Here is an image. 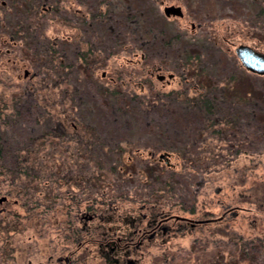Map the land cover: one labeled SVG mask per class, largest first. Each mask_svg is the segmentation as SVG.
<instances>
[{"label": "rangeland", "instance_id": "1", "mask_svg": "<svg viewBox=\"0 0 264 264\" xmlns=\"http://www.w3.org/2000/svg\"><path fill=\"white\" fill-rule=\"evenodd\" d=\"M24 1L0 0V264H53L69 231L82 228L81 212L142 204L199 218L230 209L219 225L184 238L183 251L196 238L201 264H264V76L233 52L257 40L264 52V32L248 33L244 21L259 0H108L115 17L96 20L81 0H36L32 21ZM170 5L183 16L165 17ZM77 9L89 14L83 39L95 59L81 64L77 49L57 47L69 77L56 85L34 56L55 39L74 45ZM229 85L252 87L262 100L236 105ZM199 94L219 104L216 112H201ZM40 106L51 122L64 121L66 137H39L49 132L35 119ZM165 152L168 165L158 160Z\"/></svg>", "mask_w": 264, "mask_h": 264}, {"label": "flooded vegetation", "instance_id": "2", "mask_svg": "<svg viewBox=\"0 0 264 264\" xmlns=\"http://www.w3.org/2000/svg\"><path fill=\"white\" fill-rule=\"evenodd\" d=\"M81 0L84 10L88 12V8L100 6L103 4L108 6L109 1L106 0ZM161 4L162 0L159 1ZM80 4V3H79ZM56 10V9H55ZM81 10H75L74 20L79 22L81 32L73 36L74 45L59 44V40L55 39L51 45L54 52L57 47L70 45L74 49H81L88 55H94L87 38L83 39L89 25L88 13ZM100 14H103L100 10ZM59 14V13H58ZM90 14H93L92 12ZM59 18L66 16L60 14ZM111 19L110 17H108ZM69 38V39H68ZM11 39V38H10ZM12 40V39H11ZM71 40V36L67 37V41ZM90 42V41H89ZM89 46V48H88ZM101 46L97 42L96 51ZM103 48V46H101ZM91 53V54H90ZM75 54V52H74ZM7 61H10L8 59ZM15 64V62H13ZM25 72V71H24ZM28 73V72H27ZM154 72H151L153 75ZM27 75H24L26 77ZM157 79L160 77L155 76ZM159 80V79H158ZM163 80V79H161ZM76 132V128L73 131ZM166 153V152H165ZM161 155V154H160ZM169 154V159H170ZM159 160V156H158ZM164 161V159H161ZM165 162V161H164ZM166 163V162H165ZM70 180H68L69 182ZM83 190V187L81 188ZM81 212L84 222L81 229H71L69 237L72 240L67 241L64 246L65 250L52 255L49 259L53 264H201L197 255L200 248L196 245L199 237V230L206 226H217L225 220L226 210L218 218H199L193 215L194 211L189 210L187 216L175 213L171 210L164 211L155 206L147 207L142 204L139 209L119 210L105 209L99 214ZM234 215V214H233ZM236 215V213H235ZM93 222L96 225H92ZM92 231L90 232V228ZM187 237H196L191 243V249L186 253L180 242ZM182 243V242H181ZM192 251V252H191ZM210 262V263H209ZM207 262L213 264V261ZM41 264V263H40ZM205 264V262H203Z\"/></svg>", "mask_w": 264, "mask_h": 264}, {"label": "trees", "instance_id": "3", "mask_svg": "<svg viewBox=\"0 0 264 264\" xmlns=\"http://www.w3.org/2000/svg\"><path fill=\"white\" fill-rule=\"evenodd\" d=\"M25 10H24V13H29L31 14V16L29 17L30 20L32 21V18H34L35 16H37L38 14V10L36 8H38L39 4H38V1L36 3V0H25ZM260 4L258 6L257 9H255L253 12L251 10L250 11H246L244 13L245 15V20L248 24V30L247 32L250 33V34H254L252 31L256 30L257 29V32H264V0H259ZM107 8V12L103 13V14H100V10L97 6L93 7V9H91V12L93 13V17L92 19H95L98 18V15L100 18H104L106 17L108 19V17L110 18H114L115 17V11L113 13V11L111 12L109 10L108 7ZM36 9V10H35ZM231 9L233 10V14H229L227 17H230L231 19H235L238 15H237V8L236 7H231ZM108 13H111L112 15H109ZM139 13V11H138ZM118 17H119V14H118ZM37 18V17H35ZM60 19H64V17H60ZM96 20V19H95ZM259 22V23H258ZM258 27V28H257ZM250 29H254V30H250ZM260 31H259V30ZM114 33V32H113ZM161 31L158 30V32L155 33L154 37H158V36H161ZM162 37V36H161ZM257 38L253 35L250 36V38ZM258 43H255V44H252L251 46H253L254 48L258 49L260 48V45L262 44V41L260 40H257ZM64 48V47H63ZM52 49V47H51ZM51 49H47L45 50L44 52L45 53H42V54H39V55H35V59L38 61V62H42V67L46 66V71L51 73V76L52 78L54 77V81H55V84H59V83H65V78L69 77V73L67 72V66L63 63L64 62V59H63V52H54L53 50ZM259 50V49H258ZM58 54V55H57ZM91 54V53H90ZM74 60L75 61H80L81 64H85L87 63L88 61L92 60V59H95L94 58V55H88L86 52H83L81 49H77L75 51V54H74ZM38 65V64H37ZM40 67V65H38ZM88 67V66H86ZM44 68V69H45ZM40 71V70H39ZM233 86L232 85H229L228 87V95H230L231 97H234V99L236 100V105L242 103V102H245L246 100H249L250 98L249 97H253L255 99V101H261L262 100V97H259L260 94H257V96H254L253 92L255 90H252V87H250V90L249 91H246V92H236L235 90H232ZM232 90V91H231ZM65 91L62 92L63 96H67V94L65 95ZM213 98V96H212ZM44 99V97H43ZM214 99H216L214 97ZM264 100V99H263ZM256 101V102H257ZM195 102H196V105L199 106V108L201 109V112H203L205 115L206 114H212L214 112H216V108L219 107V104L216 103V101L214 100H211L209 99L206 94H199V96L196 97L195 99ZM250 102V101H248ZM102 106L104 107V109L106 110H110L109 107H111L112 105L111 104H105V103H101ZM146 105H150L149 103L146 104ZM251 105V104H250ZM138 108H139V111H144L145 112V109L143 108L144 107V104H141V103H138L137 104ZM252 110V108H250V111ZM39 112H40V115L36 116V120L39 121V119H46L48 121V126H49V132L42 135V136H39V137H43L42 139L45 138V136H47V138H50V137H60V138H64L67 136V132H66V126L64 124V121H58L56 120L55 122H51L50 120V117H45L44 116V109L42 108V106H40L39 108ZM252 113H254L253 111H251ZM32 113V111H31ZM47 115V114H46ZM66 120H68L67 117H65ZM70 130V129H69ZM78 136V135H77ZM76 136V137H77ZM13 156H14V159L15 161L18 162V165H16V167L18 169H20V154L19 152H14L13 153ZM1 158H4V148L2 146H0V159ZM16 169V168H15ZM13 170V169H12ZM14 171V170H13ZM15 172V171H14ZM3 172H0V175H2ZM14 175L16 173H13ZM20 174V172H17V175ZM63 177H59V180H65V178H67L66 176L62 175ZM75 177V176H74ZM68 179V178H67Z\"/></svg>", "mask_w": 264, "mask_h": 264}, {"label": "water", "instance_id": "4", "mask_svg": "<svg viewBox=\"0 0 264 264\" xmlns=\"http://www.w3.org/2000/svg\"><path fill=\"white\" fill-rule=\"evenodd\" d=\"M163 14L165 17H179L183 16L182 10L179 6H164ZM193 27V26H192ZM234 55L240 62L241 66L249 73L258 76H264V52L254 48L248 44H237L233 48ZM27 72L24 73L26 75ZM170 77V76H169ZM160 76L158 79L161 80ZM164 159L166 164L169 162V154L163 153L159 155V160ZM6 198L0 199V202L5 201Z\"/></svg>", "mask_w": 264, "mask_h": 264}]
</instances>
